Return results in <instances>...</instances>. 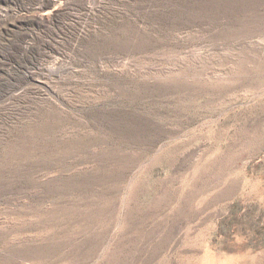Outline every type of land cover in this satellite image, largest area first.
<instances>
[{"label":"rangeland","instance_id":"obj_1","mask_svg":"<svg viewBox=\"0 0 264 264\" xmlns=\"http://www.w3.org/2000/svg\"><path fill=\"white\" fill-rule=\"evenodd\" d=\"M0 264H264V0H0Z\"/></svg>","mask_w":264,"mask_h":264}]
</instances>
